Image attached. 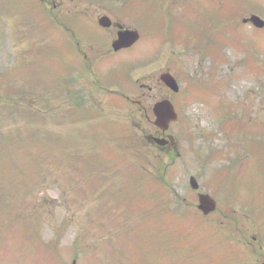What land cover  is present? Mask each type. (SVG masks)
Returning a JSON list of instances; mask_svg holds the SVG:
<instances>
[{
    "label": "rangeland",
    "instance_id": "rangeland-1",
    "mask_svg": "<svg viewBox=\"0 0 264 264\" xmlns=\"http://www.w3.org/2000/svg\"><path fill=\"white\" fill-rule=\"evenodd\" d=\"M57 1L0 0V264H263L264 27L243 19L264 0H149L144 27L120 19L141 41L99 65ZM165 97L178 119L159 147Z\"/></svg>",
    "mask_w": 264,
    "mask_h": 264
},
{
    "label": "water",
    "instance_id": "water-1",
    "mask_svg": "<svg viewBox=\"0 0 264 264\" xmlns=\"http://www.w3.org/2000/svg\"><path fill=\"white\" fill-rule=\"evenodd\" d=\"M252 20L254 23L261 27L263 23L261 20L257 17H253ZM131 36V40L129 43V38ZM138 38V34L135 32H132L129 34H123L120 36V40L118 44L115 46L116 49L120 48L123 46V44H132L135 42ZM124 39V41H122ZM122 41V42H121ZM162 80L173 90L177 91L179 89L177 82L175 79L169 75V74H164L162 76ZM154 112L157 117L156 119V125L159 126L162 130H166L169 126V123L173 120H176L177 115L174 111L173 105L168 101V100H163L155 104L154 106ZM162 144V141H159ZM193 186L195 188L198 187V184L194 181ZM200 205L199 208L205 213L208 214L209 212L213 211L216 208V203L215 201L209 196L205 194H200Z\"/></svg>",
    "mask_w": 264,
    "mask_h": 264
},
{
    "label": "flooded vegetation",
    "instance_id": "flooded-vegetation-1",
    "mask_svg": "<svg viewBox=\"0 0 264 264\" xmlns=\"http://www.w3.org/2000/svg\"><path fill=\"white\" fill-rule=\"evenodd\" d=\"M115 3H118V6H120V8L113 6ZM123 3L126 4L128 2L116 0L111 4H107V2L105 3L101 0H83V11L79 13V15L82 16L83 19H92V23H94L95 20H98L102 16H108L111 20L110 26L109 28L103 29L104 31H106L105 36L110 37L111 39L117 35L122 27H126L124 23L120 22V19L122 20L123 17L132 15L131 13L121 11V4ZM103 37L104 36H102V38Z\"/></svg>",
    "mask_w": 264,
    "mask_h": 264
}]
</instances>
